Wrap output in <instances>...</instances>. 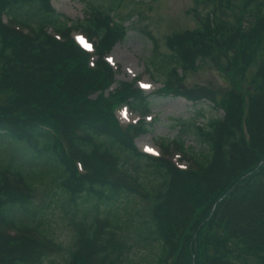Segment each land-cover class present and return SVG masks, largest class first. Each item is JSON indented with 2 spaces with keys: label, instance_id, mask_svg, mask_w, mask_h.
Instances as JSON below:
<instances>
[{
  "label": "trees",
  "instance_id": "1",
  "mask_svg": "<svg viewBox=\"0 0 264 264\" xmlns=\"http://www.w3.org/2000/svg\"><path fill=\"white\" fill-rule=\"evenodd\" d=\"M119 1L86 0L73 21L50 0H0V264H264V0H195L207 13L155 51L161 92L222 110L175 118L160 156L134 143L148 122L116 116L149 108L133 82L110 88L104 55L132 17ZM73 29L95 38L92 61ZM202 63L226 84L181 87ZM58 205L68 245L52 232Z\"/></svg>",
  "mask_w": 264,
  "mask_h": 264
},
{
  "label": "rangeland",
  "instance_id": "2",
  "mask_svg": "<svg viewBox=\"0 0 264 264\" xmlns=\"http://www.w3.org/2000/svg\"><path fill=\"white\" fill-rule=\"evenodd\" d=\"M92 1L99 3L103 0ZM85 2L86 0H51L58 12L73 21L82 20L87 16L88 7ZM207 11L208 8L204 4H199L195 0H120L116 7L115 14L118 15V18L127 14H131L132 17H128L125 22L129 25L126 37L116 42L107 56L108 61L115 69L113 84L118 85L121 80L130 81L137 74L140 76L137 85L144 88L147 96L146 101L149 102L147 111L151 119L147 121L150 123V128L137 137L136 144L139 148L142 143H147L154 153L159 154L161 140H171L176 137L177 126L174 119L188 118L194 115L201 105L205 108L206 115H222V110L214 108L209 101L194 105L183 96L156 91L163 84L164 77L154 71L155 65L151 63L155 60V51L167 53L168 48L165 40L168 34L196 26V13L204 15ZM230 12L231 9L225 8L223 16ZM80 31V29H74L72 33L75 36H80ZM92 40L95 41V38L93 37ZM182 74L184 75L183 84L188 86L202 84L220 88L226 84L219 71L207 63H202L195 71L191 70ZM107 90L106 88L105 91L107 92ZM133 111L122 109L118 112V116L122 122H127L129 119L137 117V112ZM198 121L202 122L203 119L199 117ZM185 142L186 144L195 143L190 135L187 136ZM173 151L175 150L173 149ZM177 154L174 158L178 157ZM184 163L185 161H182V164ZM139 164L142 165V163H137V165ZM40 195L41 193H35L34 200H41L39 199ZM62 213L63 210L58 205L52 232L59 241L68 245L74 229L71 231L72 225L69 224L67 218L63 217Z\"/></svg>",
  "mask_w": 264,
  "mask_h": 264
},
{
  "label": "bare ground",
  "instance_id": "3",
  "mask_svg": "<svg viewBox=\"0 0 264 264\" xmlns=\"http://www.w3.org/2000/svg\"><path fill=\"white\" fill-rule=\"evenodd\" d=\"M142 146H143V149L148 150L146 145L143 144Z\"/></svg>",
  "mask_w": 264,
  "mask_h": 264
}]
</instances>
